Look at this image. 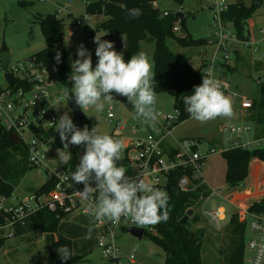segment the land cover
Returning a JSON list of instances; mask_svg holds the SVG:
<instances>
[{
	"label": "rangeland",
	"instance_id": "374dc122",
	"mask_svg": "<svg viewBox=\"0 0 264 264\" xmlns=\"http://www.w3.org/2000/svg\"><path fill=\"white\" fill-rule=\"evenodd\" d=\"M244 2V0H230V3ZM160 10H168L170 12H182L184 18L177 23L181 27V31L177 33L180 36L190 34L194 39H206L212 32V10L208 8L209 0H184L180 5L174 0H157ZM61 9V11H60ZM64 9V10H63ZM54 14L58 18L63 19L65 23L64 41L68 50V80L70 79L72 68L71 63L77 59V49L83 44L86 34L85 27L76 23L81 18L87 16L85 0H0V83L5 84L3 73L1 54L2 46L6 47V51L10 53V64L25 61L34 53L42 50L46 46L37 17L40 15ZM103 16H92L91 23L97 27L98 22L104 20ZM247 24L255 40H259L258 46L260 51L253 52L250 49L245 50L247 60L243 65H239V70L228 75L231 82V93L227 94L232 100L233 115L231 118L218 117L208 122H199L191 117L175 126L170 137L163 140V146L175 145L176 140L183 138H202V148L207 150L214 147L218 153L216 156H210L203 164V172L212 174L215 178L216 189H220L218 196L208 198L204 203L195 206L193 215L189 216V227L196 231L203 229L205 231L204 244L202 247V256L206 264H218L221 262L222 251L227 250L230 244L229 223L234 213V207H245L254 202L261 201L264 198V183L252 184L250 180L244 181L237 189H230L225 178L226 159L220 150L233 144H224V134L220 131L224 124L246 125L250 123L246 111L242 108L241 97H248L257 103L264 97L262 87L264 85V35L260 33V29L264 27V2L257 7L256 11ZM102 35V32H99ZM168 45L170 49L181 55L189 57L190 63L194 68L199 66V57L210 56L202 46L183 47L177 43L175 39L169 38ZM155 49L154 42H142L140 52L148 55L150 62L153 64V52ZM244 50V49H243ZM262 57V63L257 69V61L253 58ZM203 58V57H201ZM97 57L92 54L93 67L97 62ZM54 72L55 69H54ZM55 81L51 90L55 98H61L56 104L55 110L58 118L65 112L73 119L74 124L87 125L89 129L98 128L100 134H111L115 124L122 121L125 124L122 131V140L124 143H130L136 139L146 138L150 133L157 136V130L160 128L159 123L164 115L177 116L174 108L175 92L167 91L156 93L155 109L161 114L158 115L157 121L153 123H144L141 120L134 119V109L131 102H105L102 112H96L94 108L89 107L84 110L86 122L79 121L68 103V93L71 92L73 81L70 80L68 85L61 83L58 73H55ZM233 92L237 93L236 96ZM103 99V97H102ZM253 101V102H255ZM112 111L115 115L113 123L106 121L107 114ZM247 118V119H246ZM250 137L253 135L250 133ZM175 140V141H174ZM170 144V145H169ZM80 146H73V151L79 149ZM223 157V158H222ZM118 166L129 167L121 159ZM47 181L46 174L40 169H30L19 181L17 186L18 194H28L35 192ZM218 207H224L226 211L225 220L222 221L220 230L213 227L209 220L203 215L204 211H214ZM85 213L80 215L78 213ZM194 214L198 215V221L193 220ZM77 216V218H75ZM94 217L86 213L84 208H79L67 214L61 220V229L71 232L72 236L79 232L86 235L85 239L75 243V253L83 256L80 264H113L111 259L103 256L101 248L98 247V235L92 226ZM129 219L132 221L131 217ZM75 223L83 224L80 231ZM148 226H144L148 228ZM75 231V233H74ZM42 231H31L26 234H19L15 237L8 238L0 251V264H46L49 247L45 240L42 239ZM117 243L122 248L124 254L129 256L135 255L138 260L146 264H164L165 256L163 250L153 243L147 236L142 238L135 237L125 230L121 231ZM249 254L245 253V264L248 263Z\"/></svg>",
	"mask_w": 264,
	"mask_h": 264
},
{
	"label": "built area",
	"instance_id": "2783aa9c",
	"mask_svg": "<svg viewBox=\"0 0 264 264\" xmlns=\"http://www.w3.org/2000/svg\"><path fill=\"white\" fill-rule=\"evenodd\" d=\"M90 2L91 0H85L86 7ZM220 2L223 4L222 10L217 8ZM230 4V0H209L208 8L213 14V32L206 38V50L209 51L210 56L204 60L202 65L204 74L208 73L209 69L212 70L213 77L221 82L225 95L231 93L227 69L237 53L241 49H250L256 53L260 51L258 42L253 38L248 24H246V37L240 38L234 24L224 20V13ZM153 5L158 7L157 1ZM170 14L168 10L163 12L164 16ZM91 18L92 15L88 14L84 19L79 18L76 23L85 27L84 47L94 54L97 47L93 43L94 37L97 33L102 35L91 23ZM181 30L176 22L173 31L177 34ZM260 33L264 35V27L260 29ZM258 60H262V57L260 56ZM2 73L5 84L0 83V129L10 135L15 134L16 143L23 145L26 149L29 166L42 170L47 176V181H54V187L47 192L35 191L18 194L16 188L11 195H0V217L3 219L0 222V232L5 233V238H11L20 232L28 218L37 215L42 210H48L60 216L83 207L88 213L86 210L88 202L76 194L77 191H82V188L77 187L71 179L65 181L61 178V176L70 177L73 170L71 160L67 165L58 161L57 149L63 148V144L59 133L56 132L55 124L58 115L55 107L61 98H55L51 90L54 85H57L54 70L43 62L29 58L15 64L9 63L7 67L2 66ZM8 73L13 75L12 83L5 76ZM233 95L236 96L237 93L233 92ZM253 104L251 98L241 97L242 108L249 110ZM176 112L177 116L162 115V121L158 122L163 132L162 136L150 133L146 138L126 142L122 152V160L129 167L126 172L127 176L132 178L140 176L146 182L166 191L168 196L169 177L178 170L182 174L177 185L182 192H193L200 185L207 186L203 164L210 156L218 153L215 148L203 151L201 141L190 138L177 140L174 148L166 149L163 146V140L171 135L180 119V111L176 110ZM114 119V113L109 111L106 121L113 123ZM75 125L81 129L84 127L82 123ZM124 127V122H116L112 136L122 139ZM251 129L249 124L222 125L220 131L225 136V143L233 144L227 146L225 150L234 147L264 148V136L252 140L244 138V135ZM73 146L69 145L68 148L71 159ZM219 192L220 189H211L208 196L200 197L199 203L202 204L208 198L218 196ZM249 207H240L232 215L236 213L239 221L246 224L248 263L264 264V211H250ZM203 215L214 228L220 230L221 223L226 217V211L224 207H218L214 211H204ZM94 224L99 231L98 247L101 248L105 258L111 259L113 264H146L133 254L126 256L117 243L122 230L126 231V227L130 225L136 226L129 217L121 218L119 223L111 221L101 223L94 219ZM144 228V235L155 231L152 225Z\"/></svg>",
	"mask_w": 264,
	"mask_h": 264
},
{
	"label": "trees",
	"instance_id": "16d2710c",
	"mask_svg": "<svg viewBox=\"0 0 264 264\" xmlns=\"http://www.w3.org/2000/svg\"><path fill=\"white\" fill-rule=\"evenodd\" d=\"M157 0H91L86 7V12L92 16H103L104 20L97 24L98 31L102 32V39L111 41L117 52H122L125 60L141 50L142 42H154L153 52L155 92H175L174 108L180 111V122L190 118L185 111L183 98L192 94L194 86L202 83V65L194 68L186 55L174 53L169 45L168 39L172 38L183 47L202 46L206 49V39H194L192 35H177L173 31L174 24L180 19L176 13L164 16L159 6L153 3ZM182 5L184 0H174ZM264 0H253L250 9L244 7V2H235L229 5L224 13V20L232 22L240 38L246 37V24L252 17L257 7ZM140 8L142 15L138 18H130L126 9ZM184 18V17H183ZM46 46L30 58L43 62L50 69L58 73L61 83L68 85L67 71L68 50L64 41V21L54 14L40 15L37 17ZM1 50L6 51L3 45ZM57 53L60 54V62L56 60ZM202 61V60H201ZM264 94V87H262ZM73 97V96H71ZM264 97L251 108L249 121L260 126L264 132ZM86 122V120H85ZM112 136V134H108ZM10 133L0 129V195H11L18 186L20 179L30 170L26 149L23 145L13 143L9 139ZM84 147L73 151L71 166L73 172L79 159L84 153ZM227 162L226 182L230 189H237L249 176L252 170L257 171L258 166L264 167V148L242 149L230 148L222 153ZM264 172V171H263ZM182 172L175 171L169 177V219L152 225L153 233L147 232V236L153 243L159 246L164 253V264H206L202 256L205 231H196L189 227V219L184 224L182 219L188 209L200 204L202 195L208 196L209 189L206 185H200L193 192H182L177 183ZM83 189V184H76ZM54 187V181H46L36 192H47ZM250 211H264V198L256 201L249 207ZM67 214L57 216L48 210H42L37 215L27 219L21 227L19 234L31 231L47 232L51 235V242L47 254L46 264H59L64 262L59 258L56 251L62 245H67L72 251V258L65 264H80L83 256L74 254L72 240L58 233L61 220ZM196 222L198 215L192 217ZM3 219L0 217V222ZM230 244L227 250L221 252L223 255L218 264H245L247 227L240 222L238 215H232L229 223ZM4 246V240H0V250Z\"/></svg>",
	"mask_w": 264,
	"mask_h": 264
},
{
	"label": "clouds",
	"instance_id": "9594fccd",
	"mask_svg": "<svg viewBox=\"0 0 264 264\" xmlns=\"http://www.w3.org/2000/svg\"><path fill=\"white\" fill-rule=\"evenodd\" d=\"M217 8L223 9L222 2L217 4ZM126 12L130 18L142 15L140 8L126 9ZM93 43L97 45L95 55L98 58L94 67L91 52L83 44L77 49L78 58L71 63L70 79L74 83L68 98L74 96L75 105L83 112L89 107L102 112L105 102H119L113 98L115 93L131 102L134 119L154 124L158 118L155 109L156 75L148 55L138 52L125 60L123 53L115 50L113 42L102 39L98 33ZM60 59L57 53L58 63ZM183 103L190 117L202 123L233 115L232 100L225 95L221 82L213 77L211 69L203 74L202 83L194 86L192 94L184 96ZM55 126L63 144V148L57 149L60 163L67 165L71 160L69 145L85 149L71 176L61 178L83 184L82 191L76 194L88 202L86 210L96 221L119 223L121 218L131 217L138 227L168 221V193L140 176H127L126 168L118 166L125 148L122 139L100 134L97 126L91 130L87 125L83 129L78 128L68 112L56 120ZM56 251L64 262L72 258L67 245Z\"/></svg>",
	"mask_w": 264,
	"mask_h": 264
},
{
	"label": "crops",
	"instance_id": "0c3cea01",
	"mask_svg": "<svg viewBox=\"0 0 264 264\" xmlns=\"http://www.w3.org/2000/svg\"><path fill=\"white\" fill-rule=\"evenodd\" d=\"M99 23V22H98ZM64 28H65V23H64ZM85 38V37H84ZM255 41H257V42H259V40H255ZM258 44V43H257ZM41 51V50H40ZM39 52V51H38ZM37 53V52H36ZM35 54V53H34ZM33 54V55H34ZM31 56H29V58H30ZM201 57H203V58H201ZM201 57H199V64H203L204 63V60H206L207 58L206 57H204V56H202L201 55ZM28 58V59H29ZM27 59V60H28ZM251 59L253 60H255V61H257V65H255L254 66V68L255 69H257V67H260L261 65H259L260 63H262V60H258V58L256 59V58H253V57H251ZM202 60V61H201ZM245 60H247V57H246V55H245V50H240L238 53H237V55H236V57H235V59L233 60V62L231 63V65L228 67V75L230 74V73H234L235 71H238L239 70V65L241 64V65H243L244 64V62H245ZM69 80H71V79H69ZM231 83V82H230ZM231 87H232V85H231ZM263 87H264V85H263ZM227 94H229V93H227ZM226 94V95H227ZM253 100V99H252ZM253 101H255V100H253ZM244 109V108H243ZM244 110H246L247 111V109H244ZM248 111H251V109H249ZM249 115H250V113H247L246 114V116H248L249 117ZM247 119V118H246ZM249 121V120H248ZM250 122V121H249ZM249 125H251V127H252V129H251V131L250 132H248L247 134H245L244 135V138L245 139H255V138H258V137H263L264 136V132H263V129L260 127V126H257V125H255L254 123H252V122H250V123H248ZM175 130V129H174ZM173 130V131H174ZM173 131H172V133H173ZM172 133H171V135H172ZM250 133H252V135H253V137L251 138L250 137ZM162 134H163V132H162V130L160 129V128H158V130H157V136H162ZM168 137H170V136H167V137H165V138H168ZM165 138H164V140H165ZM183 139H187V138H183ZM190 139H198V140H200L201 141V149L204 151L205 149H203L202 148V145H203V142H202V138H195V137H193V138H190ZM181 140V139H180ZM175 141V140H174ZM177 141V140H176ZM176 141H175V145H170V146H165L164 145V147H166V149H172V148H174L175 146H176ZM224 144H226L225 143V141H224ZM62 146V145H61ZM211 148H214V147H211ZM226 149V147L225 148H222L220 151H221V153H223L222 151H224ZM212 156H216V155H212ZM223 158V157H222ZM258 170L257 171H255V170H252L251 172H250V176L247 178V180L246 181H248V180H250L251 181V183L252 184H261V183H264V167H262V166H258ZM226 171H227V162H226V167H225V178H226ZM204 173V177H205V179H206V183H207V187H208V189H209V191L211 190V189H216V187H215V183H216V180H215V178L212 176V174H209V173H206V171L205 172H203ZM247 206H250V205H247ZM246 207V206H245ZM240 208V206H235L234 207V210H238ZM233 212H235V211H233ZM78 214H80V215H83V214H85V213H78ZM232 217V216H231ZM75 218H77V216L75 217ZM92 226H94V230L96 231V233H97V235H98V238H99V231H98V229H96V227H95V224H94V220L92 219ZM61 223V222H60ZM75 226H77V229L80 231V228H83V229H86V228H84L83 227V224L81 223V224H79V223H75ZM35 232H38V231H35ZM58 233H60V234H62L63 236H65V237H67V238H69V239H71L72 240V243H73V252H74V254H76L75 253V243L77 242V243H79V241H81L82 239H85L86 237V235H83V234H81L80 232L78 233V234H74V236H72V234H71V232H68V231H65V230H63V229H61V224L59 225V228H58ZM74 233H75V231H74ZM17 235H19V233L17 234ZM16 235V236H17ZM21 235H23V234H21ZM42 239H41V241H44L45 240V243H46V245H47V247H49L50 246V242H51V235L49 234V233H47V232H42ZM15 237V236H14ZM12 238V237H11ZM98 238H97V240H98ZM6 239H8V238H5V233L2 231V232H0V240H4V244H5V241H6ZM1 251V250H0Z\"/></svg>",
	"mask_w": 264,
	"mask_h": 264
},
{
	"label": "water",
	"instance_id": "95a60500",
	"mask_svg": "<svg viewBox=\"0 0 264 264\" xmlns=\"http://www.w3.org/2000/svg\"><path fill=\"white\" fill-rule=\"evenodd\" d=\"M253 6V0H244V7L246 9H250ZM176 17L179 19H182L184 17V14L182 12H178L176 13ZM1 63L3 67H7L8 64L10 63V53L7 51L2 52L1 54ZM6 78L12 83L13 82V75L8 73L5 75ZM113 98L116 100H120V101H127L126 97L120 96L118 94L113 93ZM75 98L70 97L68 100V103L74 113V116L81 122H85V116L83 111L75 105ZM264 103V100H263ZM9 139L11 140V142L16 143L17 142V137L15 134H11ZM81 155H83V153H81ZM194 213V209L190 208L188 209L187 213L185 214V216L182 219V223H186L189 219V216L193 215ZM126 232L130 233L131 235L138 237V238H142L144 236L145 233V228L144 227H137V226H127L126 227ZM59 264H65L64 262H60Z\"/></svg>",
	"mask_w": 264,
	"mask_h": 264
}]
</instances>
